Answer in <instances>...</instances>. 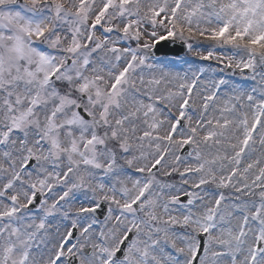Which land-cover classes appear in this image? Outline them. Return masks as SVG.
I'll list each match as a JSON object with an SVG mask.
<instances>
[{"label":"snow or ice","instance_id":"6c2138e0","mask_svg":"<svg viewBox=\"0 0 264 264\" xmlns=\"http://www.w3.org/2000/svg\"><path fill=\"white\" fill-rule=\"evenodd\" d=\"M0 264H264V0H0Z\"/></svg>","mask_w":264,"mask_h":264},{"label":"water","instance_id":"95a60500","mask_svg":"<svg viewBox=\"0 0 264 264\" xmlns=\"http://www.w3.org/2000/svg\"><path fill=\"white\" fill-rule=\"evenodd\" d=\"M178 50H174V51H170L167 47H174L171 42H164L162 43V45L160 46L161 51L160 53H158L159 55H163L164 52H167L168 55H172V56H179L182 55L185 52V49L181 48V46L179 44L175 45Z\"/></svg>","mask_w":264,"mask_h":264},{"label":"rangeland","instance_id":"374dc122","mask_svg":"<svg viewBox=\"0 0 264 264\" xmlns=\"http://www.w3.org/2000/svg\"><path fill=\"white\" fill-rule=\"evenodd\" d=\"M185 58H187V59H189V60H192V59H195V57L191 54V53H187V54H185L182 58H179V59H185ZM207 63V62H206ZM182 67H187V65H183Z\"/></svg>","mask_w":264,"mask_h":264}]
</instances>
